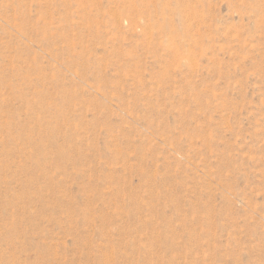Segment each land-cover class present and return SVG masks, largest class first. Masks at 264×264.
I'll return each mask as SVG.
<instances>
[{
	"label": "rangeland",
	"instance_id": "374dc122",
	"mask_svg": "<svg viewBox=\"0 0 264 264\" xmlns=\"http://www.w3.org/2000/svg\"><path fill=\"white\" fill-rule=\"evenodd\" d=\"M41 263L264 264V0H0V264Z\"/></svg>",
	"mask_w": 264,
	"mask_h": 264
},
{
	"label": "bare ground",
	"instance_id": "6f19581e",
	"mask_svg": "<svg viewBox=\"0 0 264 264\" xmlns=\"http://www.w3.org/2000/svg\"><path fill=\"white\" fill-rule=\"evenodd\" d=\"M36 263H38V262H36ZM42 263H43V262H42ZM42 263H41V264H42Z\"/></svg>",
	"mask_w": 264,
	"mask_h": 264
}]
</instances>
